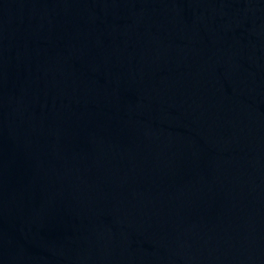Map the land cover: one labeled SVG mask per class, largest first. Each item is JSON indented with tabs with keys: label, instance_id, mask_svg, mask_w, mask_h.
<instances>
[{
	"label": "water",
	"instance_id": "1",
	"mask_svg": "<svg viewBox=\"0 0 264 264\" xmlns=\"http://www.w3.org/2000/svg\"><path fill=\"white\" fill-rule=\"evenodd\" d=\"M0 264H264V0H0Z\"/></svg>",
	"mask_w": 264,
	"mask_h": 264
}]
</instances>
